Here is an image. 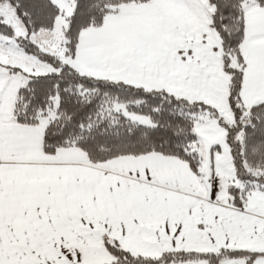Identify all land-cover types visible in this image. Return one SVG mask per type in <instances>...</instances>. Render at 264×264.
Instances as JSON below:
<instances>
[{"label": "snow or ice", "instance_id": "1", "mask_svg": "<svg viewBox=\"0 0 264 264\" xmlns=\"http://www.w3.org/2000/svg\"><path fill=\"white\" fill-rule=\"evenodd\" d=\"M0 264H264V0H0Z\"/></svg>", "mask_w": 264, "mask_h": 264}]
</instances>
